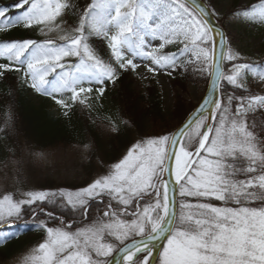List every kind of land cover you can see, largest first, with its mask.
I'll use <instances>...</instances> for the list:
<instances>
[{
    "label": "snow or ice",
    "instance_id": "6c2138e0",
    "mask_svg": "<svg viewBox=\"0 0 264 264\" xmlns=\"http://www.w3.org/2000/svg\"><path fill=\"white\" fill-rule=\"evenodd\" d=\"M10 8H0V33L46 38L0 42V79L17 74L65 116L142 64L154 75L198 73L211 89L176 129L138 136L86 185L0 196V222L39 221L42 240L24 264H264V63L231 49L209 19L214 9L200 0H16ZM240 11V21L264 24V4ZM67 14L75 24L65 29Z\"/></svg>",
    "mask_w": 264,
    "mask_h": 264
},
{
    "label": "rangeland",
    "instance_id": "374dc122",
    "mask_svg": "<svg viewBox=\"0 0 264 264\" xmlns=\"http://www.w3.org/2000/svg\"><path fill=\"white\" fill-rule=\"evenodd\" d=\"M202 1L208 8L214 9L216 13L214 17L228 33L233 51L239 52L245 61L253 63L264 61V24L260 23L259 20L242 22L237 18V16L244 15L243 11L237 12V10L248 5L264 4V0ZM89 2L90 0H73V3L80 5H86ZM10 6H8L9 12L16 11ZM81 10L77 9L78 12ZM234 13L236 14L234 15ZM57 22L59 23V19ZM73 24L75 21L71 18V14H67L62 27L67 29L69 25ZM61 34L63 33L51 32L48 33V36L58 39ZM34 35L36 38L39 37L41 41L46 38L38 31ZM100 47L103 48L104 46L101 44ZM167 51H172V49L170 50L169 47ZM8 75L9 83L16 84V78L10 79ZM175 75L169 77L163 74L148 73L143 64L135 72L128 75L130 86L135 91V95L146 97L149 95V90L154 88L158 91L166 111L164 117L156 119L151 117V120L147 121L146 130L133 132L131 142L140 135L171 132L176 129L181 121L193 111L200 98L207 91L208 82L197 81L187 83L183 87L177 86L173 83ZM196 76L201 77L199 74ZM249 79H252L251 74H249ZM4 80L6 79H0V83ZM112 86L113 84L110 83L106 85V87ZM245 86H247V82H245ZM10 98L8 93L0 91V102L4 103L8 110ZM180 105L185 110L184 115L178 110ZM79 106L82 119L92 126V133H86V139L83 143H59L57 141L53 145L34 144L33 137L30 135L28 140L21 127L13 122L10 114H6L0 119V196L8 193L19 195L30 189H56L60 187L73 190L98 177L101 174L102 162L105 166H110L115 159L120 157L128 144L123 145V139L116 137L117 131L114 126L107 120L93 115L91 111H88L87 108L89 107ZM187 111L188 114L185 115ZM179 115L182 116L179 118ZM85 145L89 146L87 152L84 151ZM55 211L57 213L60 211L67 212L65 215L69 217L73 215L67 209L56 208ZM75 219L78 224L86 223L79 213L75 214ZM36 223L39 221L34 220L31 215H23L20 217V221L17 218H11L8 221L0 222V240L4 234L17 232L15 235H22L20 243L23 244L11 254L0 253V264H24L26 257L42 240L43 233L35 225ZM30 225L36 226L34 227L35 232L30 233L27 229L30 228ZM24 227L26 228L23 229ZM2 241L4 242L0 243V246L4 245L5 239Z\"/></svg>",
    "mask_w": 264,
    "mask_h": 264
},
{
    "label": "trees",
    "instance_id": "16d2710c",
    "mask_svg": "<svg viewBox=\"0 0 264 264\" xmlns=\"http://www.w3.org/2000/svg\"><path fill=\"white\" fill-rule=\"evenodd\" d=\"M15 2L16 0H0V8L8 7L15 4ZM12 12L14 11H10L9 15H11ZM34 33H36L35 30L26 31L22 28H13L9 32L0 33V42L9 39L22 40L28 38L41 41L39 37H34L36 36ZM171 49L173 52L176 51V46H170V50ZM0 62L4 61L0 59ZM260 63H264V61ZM131 73L132 72L129 71L128 73L122 74L121 78L112 87H106L107 90L103 98L93 103L90 108H87L93 115L107 120L114 126L117 131L116 137L123 139V145H127L131 142V134H133V132H142L146 130L147 121L151 120V117L155 119L164 117L166 112L163 108V102L160 100V95L154 88L149 90V95L146 97L135 95V91L131 88L128 80V75ZM196 75H198V73H176L175 77H173V83L183 87L190 82H208L206 77H197ZM8 76L10 79L16 78L17 82L12 85L6 78V80L0 83V91H5L8 93V97H11L9 100V110L4 103L0 102V119H2L4 115L6 116V114H10L13 122L21 127L28 140L31 135L34 141L33 143L39 145H53V143L57 141H59V143H83L86 139V133H92V126L90 123L82 119L79 104L74 105L68 115L65 116L64 110L56 105L50 98L39 95L31 88L22 84L17 74L10 73ZM178 110L184 115L185 110L182 105L179 106ZM188 111L185 115L188 114ZM180 116L182 115H179V118ZM134 119H136V121H134ZM37 224L38 223L35 225L37 226ZM35 225H30V228H27L30 233L36 231L34 229V227H36ZM25 228L26 227L23 229ZM15 233L17 232H14V234H4V237L1 238L0 241L3 239L6 240V243L0 246L1 254H11L14 250L19 249V247L23 245L20 243L22 235L16 236ZM9 237L12 238L8 241L7 239H9Z\"/></svg>",
    "mask_w": 264,
    "mask_h": 264
},
{
    "label": "water",
    "instance_id": "95a60500",
    "mask_svg": "<svg viewBox=\"0 0 264 264\" xmlns=\"http://www.w3.org/2000/svg\"><path fill=\"white\" fill-rule=\"evenodd\" d=\"M200 2L202 3V5L204 6V7H207L208 8V6L202 1V0H200ZM209 19H210V21L213 23V24H216V23H218L216 20H215V18H214V16L213 17H209ZM211 89H210V84H208V88H207V91H210ZM191 115H194V112L192 111L191 113H190ZM189 114V115H190ZM188 115V116H189ZM187 116V117H188Z\"/></svg>",
    "mask_w": 264,
    "mask_h": 264
}]
</instances>
